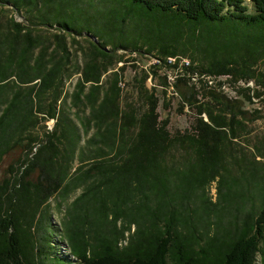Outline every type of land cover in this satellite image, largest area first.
I'll list each match as a JSON object with an SVG mask.
<instances>
[{
  "label": "trees",
  "instance_id": "16d2710c",
  "mask_svg": "<svg viewBox=\"0 0 264 264\" xmlns=\"http://www.w3.org/2000/svg\"><path fill=\"white\" fill-rule=\"evenodd\" d=\"M13 1L20 11L57 0ZM87 1L86 24L99 43L87 40L90 52L82 71L77 70L80 78L71 96L83 135L59 112L71 65L66 38L53 34L45 42L39 30L14 19L5 33L0 31V164L25 138L28 153L33 152L38 139L24 133L39 124L41 115L57 120L34 156L28 155L22 176L17 178L21 169L12 167L14 180L0 183V264L70 263L53 251L51 235L59 230L51 219L50 200L57 197L61 209L79 189L82 194L63 221L70 256L79 264H256L259 254L264 264V176L259 212L251 210L243 218L240 208H231L240 215L233 223L236 231H228L234 238L211 237L209 222L206 240L189 216L198 197L207 215L228 210L226 204L210 202L207 186L228 173L229 146L237 143L247 122L260 118L258 110L250 118L243 102L224 94L218 80L231 77V87L254 81V88L242 90L254 98L264 96V74L255 68L264 62V0H249L253 13L246 0H105L103 9ZM141 43L147 54L157 52L161 63L183 56L190 61L182 67L185 75L216 81L215 86L202 83V103L195 87L190 92V79L176 83L184 105L198 109L191 131L172 135L170 121L161 120L156 93L146 87L148 75L140 82L147 106L142 112L122 104L123 68L102 80L124 58L118 51L138 53ZM153 69L157 75L159 68ZM87 111L88 116H80ZM181 150L193 153L184 157L192 166L190 178L182 173L185 163L169 166L170 155ZM258 151L264 159V149ZM260 161L255 157L245 166L247 173L257 175ZM75 162L79 166L73 172ZM248 184L250 190L258 187L251 179ZM123 240L127 245L120 246Z\"/></svg>",
  "mask_w": 264,
  "mask_h": 264
},
{
  "label": "rangeland",
  "instance_id": "374dc122",
  "mask_svg": "<svg viewBox=\"0 0 264 264\" xmlns=\"http://www.w3.org/2000/svg\"><path fill=\"white\" fill-rule=\"evenodd\" d=\"M80 1H82V3H80ZM92 1L97 6L99 5L100 9H103L106 5L105 0ZM64 5L67 6L65 7ZM246 5L249 7V13H253L254 8L249 0H246ZM88 7L89 3L87 0H79V2L76 0H60V3L57 0L55 3L41 1L40 5L36 8L23 6V8L19 11L13 0H0V31L2 33H5L11 27V25H9V21L14 19L16 23H20L26 27H34L39 30V33L45 42L53 34H59L66 38L71 55V65L68 67L69 74L65 82L64 95L59 103V112L61 113V116L67 117V119L78 126L82 135L83 133L77 116V110L75 109V111H71L73 108L71 96L74 93L78 79L80 78V74L77 73V70L82 71L88 59L85 55L86 52H90L88 50L89 43L87 40L89 39L99 43L98 39L95 38L96 35L91 32L90 25L86 24V18L90 16V14H87L86 12ZM78 18H81L82 20L78 21ZM31 24H35L36 26H32ZM150 27L155 28L154 25H150ZM64 28L67 30L69 29V32H91L90 35L94 37H90L87 34L79 36L76 33H67L61 30ZM134 38L139 39L140 36L136 35ZM146 49L147 46L141 43V53H132L131 50L118 51V55L123 56L124 58L119 61L115 70H111L109 73L103 75L102 80L107 81L113 71H118L119 68H123L124 71H120L122 73V104L123 106L134 105L142 112L144 108H147V106L145 105L144 99L140 96V82L143 78L145 79L146 75H148L146 79V87L151 92L154 91L156 93V97L159 99V113L161 120L170 121L169 130L172 135H175L178 132H185L187 130L191 131V126L197 118L198 109L194 105L191 106L190 103H188V105H184L186 104L184 102L185 100L182 97L181 92L176 88V83L180 79L186 80V82L187 78L190 79L188 81V84L190 83L189 85L191 86L190 92L193 93L196 91V100L202 103L206 101L202 93L204 90L202 87L206 84L204 79L194 83L192 81V76L194 75L188 74L187 72L186 75L183 73L182 64L183 61L186 60L183 56L182 60L171 58L172 62L168 59V64H164L159 62L155 57L157 52L147 54L145 52ZM186 61H189L188 58ZM156 66L159 68L157 75L154 74L155 69H153ZM162 68L166 69L164 70ZM255 68L258 72H262L264 74V62L260 61ZM164 77L167 78V83H164L162 79ZM221 80V90L224 91L226 90L225 87H230V90L224 91V94H226L229 98L241 100L243 102V110L250 113V118L251 116H255L253 115L255 110H258L261 113L259 115L260 118L256 121L246 123V129L239 132L240 137L236 141L237 143H233L229 146L226 159L228 173L223 172V176H218L215 181L211 182L207 186L206 193L210 202L212 204H218L220 202L218 207L226 204V209L228 210L224 212L216 209L214 214L211 213L210 215H207L205 214L206 205L202 203L203 199L199 197L195 198L192 204V210H190L189 216H191L193 221L199 223L198 231L202 237L204 236L203 238H205L206 233L209 230L208 223L210 222L212 228L209 235L211 237L217 235L219 238L227 240L236 236L235 234H228V231H236L235 224L233 223L235 221V216L240 217L239 213L235 211L232 213L231 208H240V212L241 214L243 213L242 217L244 218L245 214L251 212V210L256 209V212H259L263 204V198L260 194V190L262 191L264 159L257 156L259 155L258 149H264V96L260 99L254 98L252 92L242 90V88L245 89L247 87L254 88V85L256 84L254 81H250L248 83H246V81H240L238 84L232 85L233 87H231V77H223L219 80V84L221 83ZM183 84L179 85L182 90H184L182 87ZM193 87H195V91L191 90ZM262 91L264 92V90ZM42 105L45 106L44 109H47L46 106L48 105V102H45ZM88 114L89 111H87L86 114L82 112L80 116L84 117L85 115L86 117ZM205 119L208 120L207 117H205ZM56 124V119H47L45 116L41 115L39 117V124L35 128H32L29 132L24 133V137L33 136L38 139L37 142L33 144V152L31 154L28 153L27 146L30 144L29 138H25L19 145H14L12 149L2 158L3 160L0 164L1 184L3 181L13 179V177H15L11 172L12 167L16 170L21 169L19 173H15L17 178L22 176V173L26 168V164L24 163L27 160L28 155L30 158L34 156L43 142L46 141L47 134L54 131ZM91 134H93V132ZM184 157H193V153L183 150L172 153L168 161L169 166L172 164L178 165L179 163H185ZM255 157L258 161H261L257 170L258 174L253 176L252 174L247 173L245 166H248L250 162H254ZM78 166L79 163L75 162L73 172ZM191 167V163H188V161L182 165L184 178L191 177ZM38 176L39 172L37 171L34 175H32L33 180H36ZM255 177H257V179ZM248 179L255 181V184L258 186H256L257 189L255 187L251 190L249 189ZM81 194L82 189L71 193L67 202L61 209L57 207V204L60 202L57 197L50 200L52 208L50 210L51 219L54 227L59 230L56 235H51V240L55 243L53 251L61 258L70 262L68 264L79 263L76 262L75 258L70 256V246L65 238L63 221L66 217L67 208ZM251 195L252 198H250ZM250 199L251 201H249ZM207 238L208 237L206 236V240ZM127 242V240H123L120 243V246L127 245ZM262 263L263 258L262 255L259 254L256 264Z\"/></svg>",
  "mask_w": 264,
  "mask_h": 264
},
{
  "label": "built area",
  "instance_id": "2783aa9c",
  "mask_svg": "<svg viewBox=\"0 0 264 264\" xmlns=\"http://www.w3.org/2000/svg\"><path fill=\"white\" fill-rule=\"evenodd\" d=\"M178 58H180V60H182V58L181 57H177V59ZM170 59V62H172V59L171 58H169ZM159 61V60H158ZM160 62V61H159ZM189 64H190V62L189 61H183V66H189ZM182 66V67H183ZM193 75V74H192ZM192 81L194 82V83H197V82H199L201 79H204V81H205V83H206V85H209V86H215L216 85V81L214 80V79H212V78H210V77H206V76H199V75H197V74H194V76H192ZM222 79V78H221ZM220 80V79H219ZM218 80V81H219ZM220 82V81H219ZM221 82H222V80H221ZM218 83V82H217ZM228 87V88H227ZM227 87H225L226 88V90H224V91H228V90H230V87L229 86H227Z\"/></svg>",
  "mask_w": 264,
  "mask_h": 264
}]
</instances>
